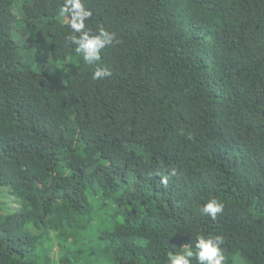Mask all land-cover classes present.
I'll use <instances>...</instances> for the list:
<instances>
[{
  "label": "trees",
  "instance_id": "obj_1",
  "mask_svg": "<svg viewBox=\"0 0 264 264\" xmlns=\"http://www.w3.org/2000/svg\"><path fill=\"white\" fill-rule=\"evenodd\" d=\"M83 3L120 41L101 81L63 0H0V264H168L217 234L224 264H264V0Z\"/></svg>",
  "mask_w": 264,
  "mask_h": 264
},
{
  "label": "clouds",
  "instance_id": "obj_2",
  "mask_svg": "<svg viewBox=\"0 0 264 264\" xmlns=\"http://www.w3.org/2000/svg\"><path fill=\"white\" fill-rule=\"evenodd\" d=\"M60 17L66 20L70 33L66 41L74 46L77 53L86 65L95 66L91 73L93 81H101L111 75L107 67L101 66V51L114 44L120 43L115 32L100 26L94 33L87 28L86 21L92 16L91 10L85 7L83 0H63L60 7ZM175 169L171 175H175ZM224 209V204L217 198L209 199L201 208V212L213 220ZM222 235L198 236L195 241V251L187 248L182 252H171L167 256L168 264H191L192 258L198 264H224L225 256L222 245Z\"/></svg>",
  "mask_w": 264,
  "mask_h": 264
},
{
  "label": "rangeland",
  "instance_id": "obj_3",
  "mask_svg": "<svg viewBox=\"0 0 264 264\" xmlns=\"http://www.w3.org/2000/svg\"><path fill=\"white\" fill-rule=\"evenodd\" d=\"M15 12L17 14V16H19L20 12H19V4H17L15 6ZM18 24H16L15 27V31H16V38L18 39V41L22 42V34L20 32V17L17 21ZM38 56L40 58H49L50 56L45 52V51H39L38 50ZM57 65L59 67V73L60 76L62 77V80L65 82L66 79L69 76V68L71 66V62L70 59H64V60H59L57 62ZM18 197L14 194H12L10 192V189L8 187H2L0 186V208L4 209V211L1 212H10L13 210H16L17 208H19V201L17 199Z\"/></svg>",
  "mask_w": 264,
  "mask_h": 264
}]
</instances>
